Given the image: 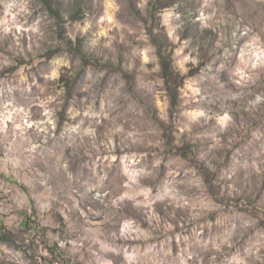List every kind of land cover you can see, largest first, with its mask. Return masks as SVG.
Masks as SVG:
<instances>
[{"label": "rangeland", "instance_id": "1", "mask_svg": "<svg viewBox=\"0 0 264 264\" xmlns=\"http://www.w3.org/2000/svg\"><path fill=\"white\" fill-rule=\"evenodd\" d=\"M3 234L0 264H264V0H0Z\"/></svg>", "mask_w": 264, "mask_h": 264}, {"label": "trees", "instance_id": "2", "mask_svg": "<svg viewBox=\"0 0 264 264\" xmlns=\"http://www.w3.org/2000/svg\"><path fill=\"white\" fill-rule=\"evenodd\" d=\"M170 64H164L163 65V72H164V76L168 77L169 73H170ZM0 240L4 241V242H10L12 241L11 235L10 234H3L2 236H0Z\"/></svg>", "mask_w": 264, "mask_h": 264}, {"label": "clouds", "instance_id": "3", "mask_svg": "<svg viewBox=\"0 0 264 264\" xmlns=\"http://www.w3.org/2000/svg\"><path fill=\"white\" fill-rule=\"evenodd\" d=\"M257 99H259V98H257Z\"/></svg>", "mask_w": 264, "mask_h": 264}]
</instances>
